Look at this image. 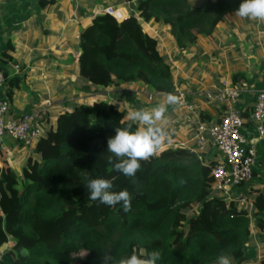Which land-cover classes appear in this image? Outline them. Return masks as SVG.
<instances>
[{
	"label": "trees",
	"instance_id": "obj_1",
	"mask_svg": "<svg viewBox=\"0 0 264 264\" xmlns=\"http://www.w3.org/2000/svg\"><path fill=\"white\" fill-rule=\"evenodd\" d=\"M241 2L209 0L200 7L186 0L111 2L134 4L119 22L98 13L79 29L75 75L88 90L140 83L144 90L168 93L173 90L170 62L143 25L169 28L175 46L185 49L237 11ZM12 50L6 42L0 52L3 63L13 62ZM3 77V98L11 103V88L18 79L4 72ZM229 84L236 86L235 80ZM120 96L121 105L86 97L63 105L61 97H52L49 110L36 122L39 134L24 147L22 157L15 163L0 149V248L11 240L0 251V264H69L79 250L86 252L82 264H104V253L118 261L133 248L159 251L157 264H214L221 254L241 264L249 237L264 233V195L250 199L248 208L236 197L212 192L210 168L215 160L201 163L174 142L141 161L135 178L112 170L108 138L117 127L131 125L135 131L140 126L129 120L131 109ZM214 103L217 121L222 107ZM249 112H241L244 122ZM94 178L111 180V191L127 190L131 210L91 200L87 182Z\"/></svg>",
	"mask_w": 264,
	"mask_h": 264
},
{
	"label": "crops",
	"instance_id": "obj_2",
	"mask_svg": "<svg viewBox=\"0 0 264 264\" xmlns=\"http://www.w3.org/2000/svg\"><path fill=\"white\" fill-rule=\"evenodd\" d=\"M114 1L117 2L0 0V52L6 42L13 48V62L3 63L0 57V67L6 77L18 79V84L11 88L10 113L15 116L29 113L44 100H49L51 104L52 97H61L63 105L68 100L84 97L90 102L105 100L101 95L103 88L121 89L131 110L137 106L138 109H150L166 100L167 95H163L158 100L147 102L142 95L131 94L132 91L142 89L140 83L122 85L119 88L95 86L88 90L86 83L75 75L79 29L105 8L116 9L121 13L133 9L134 3L109 5ZM207 1L209 0H186L191 7H200ZM143 31L159 41L161 52L170 62L173 80V90L170 94L175 95V89L189 92L186 102L191 105V109L176 103L167 107L166 122L162 125L167 132V138L163 145L169 142L191 145L194 142L197 123L215 121L216 103L205 101L203 89L216 86L222 80L228 83L235 80L234 87H237L238 81L242 79L250 82L256 89L264 84V21L241 18L234 11L225 16L222 23L216 25L211 32L197 36L193 44L185 49L175 46L167 27L145 23ZM13 65L17 66V69L12 67ZM4 88L5 83L0 91L2 97ZM120 99L117 91H113L111 98L106 101L118 102L121 105ZM251 99V96L242 95L237 107L240 110L250 109ZM49 107L50 105L46 111ZM42 117L43 115L38 119ZM5 143L9 160L16 163L22 157L24 147H19L16 142L10 140ZM256 147L258 161L251 179L239 187L230 188L229 192L231 198L241 195L244 200L240 204H246L248 208L252 206L250 199L258 194L264 195L261 141ZM206 156L218 159L215 151L209 148L206 149ZM243 253L244 260L241 264H261L264 259V233L260 237H249L243 246Z\"/></svg>",
	"mask_w": 264,
	"mask_h": 264
},
{
	"label": "built area",
	"instance_id": "obj_3",
	"mask_svg": "<svg viewBox=\"0 0 264 264\" xmlns=\"http://www.w3.org/2000/svg\"><path fill=\"white\" fill-rule=\"evenodd\" d=\"M101 13L110 15L117 22L123 20L128 14L127 11L121 13L112 8H105ZM12 67L17 69V66ZM3 79V70L0 67V91ZM113 91H117L118 95L122 94L121 89L103 88L101 95L105 101L111 98ZM170 93L171 91L158 93L144 89L131 92V94L142 95L150 102L155 96ZM188 93L175 89L174 94L178 97L176 105L191 109V105L186 102ZM202 94L206 102H217L221 105L220 115L217 121L208 126L198 122L193 144L181 143L180 146L186 147L188 152L193 153L201 163L205 159H213L206 156L207 148L215 151L218 159L214 158L215 162L210 168L211 191L230 199V188L245 184L251 179L258 161L256 145L259 141L263 145L261 156L264 163V84L256 89L250 82L242 79L238 81V86L234 87L226 80H222L216 86L203 89ZM242 95L252 97L249 119L245 122L241 115L243 110L237 107ZM49 105V100H44L33 111L15 116L9 112V103L0 94V149L7 151L6 140L23 143V147L34 140L39 134L36 126L38 117L45 114ZM130 106L132 108V104ZM249 127L254 131V135L248 131ZM236 199L239 202L244 200L241 195H237Z\"/></svg>",
	"mask_w": 264,
	"mask_h": 264
},
{
	"label": "clouds",
	"instance_id": "obj_4",
	"mask_svg": "<svg viewBox=\"0 0 264 264\" xmlns=\"http://www.w3.org/2000/svg\"><path fill=\"white\" fill-rule=\"evenodd\" d=\"M241 18L264 21V0H242L236 11ZM178 102V97L168 94L164 102L152 108L133 109L128 112V118L140 126L135 131L131 125L126 128L117 127L115 135L107 140V151L112 153L107 162L112 170L122 173L126 177L135 178L141 168V161H147L155 156L167 138V132L162 126L169 104ZM113 156L116 158L113 159ZM113 183L109 179L94 178L87 182L89 198L108 206L122 204L124 212L131 210L132 196L127 190L111 191ZM104 264H157L161 259L159 251L133 248L131 254L118 261L108 253L103 255ZM217 264H233V260L226 254L217 258Z\"/></svg>",
	"mask_w": 264,
	"mask_h": 264
},
{
	"label": "rangeland",
	"instance_id": "obj_5",
	"mask_svg": "<svg viewBox=\"0 0 264 264\" xmlns=\"http://www.w3.org/2000/svg\"><path fill=\"white\" fill-rule=\"evenodd\" d=\"M248 131L251 132L253 135L255 134L254 131H252L251 127H249ZM10 245H11V240H8V242L0 248V251H2L3 249H5L6 247ZM85 255H86V252L84 250H79L71 254L72 260L69 264H82L85 258Z\"/></svg>",
	"mask_w": 264,
	"mask_h": 264
}]
</instances>
